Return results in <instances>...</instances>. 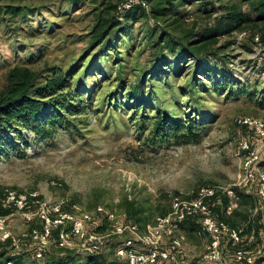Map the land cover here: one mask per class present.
Wrapping results in <instances>:
<instances>
[{
  "label": "rangeland",
  "instance_id": "rangeland-1",
  "mask_svg": "<svg viewBox=\"0 0 264 264\" xmlns=\"http://www.w3.org/2000/svg\"><path fill=\"white\" fill-rule=\"evenodd\" d=\"M120 1L0 0V91L12 68L28 65L42 78L70 73L72 92L37 131L22 130L12 136L14 147L0 146V191L36 194L53 220L60 213H91L97 229L106 223L95 212L99 206L127 215L131 202L141 212L127 216L143 227L165 215L175 197L193 198L203 185L237 184L251 151L257 150L264 170V136L239 122L264 123L261 24L217 38L196 58L182 57L178 44L185 35L196 39L230 6L255 17L252 0L175 2L162 17L150 12L149 3V11L117 19L112 7ZM112 18L121 23L116 34L94 42ZM163 121H175L181 131L169 132ZM236 194L232 214L219 215L245 225L246 248L260 263L264 203L253 187ZM56 207L59 213L52 211ZM9 212L5 225L16 244L0 240L7 264L87 263L84 252L60 244L69 224L52 226L45 237L39 205ZM183 230L189 257L197 262L208 236L196 223ZM113 244L101 255L105 264L121 263Z\"/></svg>",
  "mask_w": 264,
  "mask_h": 264
},
{
  "label": "built area",
  "instance_id": "built-area-1",
  "mask_svg": "<svg viewBox=\"0 0 264 264\" xmlns=\"http://www.w3.org/2000/svg\"><path fill=\"white\" fill-rule=\"evenodd\" d=\"M135 5L149 11L147 0H122L117 5L118 15H124ZM239 122L254 127L264 136V123L261 120L244 118ZM240 147L249 149V144L241 141ZM260 162L257 150L251 151L244 165V175L237 184L203 185L193 198L175 197L165 215L143 227L126 214L107 211L102 206L97 207L95 212L104 214L106 218V223L101 225L103 229L90 225L93 217L88 212L80 216L60 213V217L53 220L48 215V204L36 194L17 193L7 188L0 191V206L4 209L23 210L29 203L39 205L42 213L40 216L45 220V237L49 236L52 226L69 224L68 231L62 229L60 232L62 246L76 248L88 256H98L114 243L115 255L121 258L120 264H264V261L258 263L255 254L246 248L248 233L245 225H232L219 215V210L232 214L235 200L238 199L237 188L253 187L264 203V170L260 168ZM224 199H228L225 205ZM59 209L52 208V211L59 213ZM6 219L0 215V240H12L16 244L6 229ZM189 223L198 224L200 230L208 236L204 254L197 262L190 259L187 251L188 238L183 225ZM260 224L264 233V217Z\"/></svg>",
  "mask_w": 264,
  "mask_h": 264
},
{
  "label": "trees",
  "instance_id": "trees-1",
  "mask_svg": "<svg viewBox=\"0 0 264 264\" xmlns=\"http://www.w3.org/2000/svg\"><path fill=\"white\" fill-rule=\"evenodd\" d=\"M76 2L78 0H72ZM122 1V0H121ZM151 4L150 12L158 17L165 16L171 10L175 2L178 5H185L191 0H147ZM250 7L255 13V17L245 15L242 9L237 5L228 7L225 12L215 17L214 25L206 27L195 33L196 39H191L187 35L181 38L179 54L182 57L196 58L201 54L209 52V45L215 42L217 38L234 33L248 23L259 25L262 33L261 38L264 41V0L250 1ZM119 3V2H118ZM112 7L117 19L120 17L127 18L136 16L138 12L146 10L139 5H135L132 9L126 11L124 15H118L117 5ZM21 10V9H20ZM19 10V11H20ZM136 10L138 12H136ZM135 18V17H133ZM176 19L174 23H177ZM105 28L99 31L94 42H106L116 32H113L115 27L121 24L112 18L105 21ZM112 38V37H111ZM189 38V39H188ZM70 73L53 72V74L42 78L39 70L34 67L24 65L12 68L7 75V82L4 88L0 91V146L14 147L16 144L13 141L14 135H20L22 130L37 131L38 127L44 120L45 115H50L56 108H64L62 100H65L67 95L71 94V82L69 80ZM43 81H40L42 80ZM135 95L138 93L134 89ZM139 99V95L137 96ZM163 126L169 127L171 133H179L181 130L171 121H163ZM225 201V200H224ZM126 213L130 217H134L141 210H133L132 203L126 201ZM9 209L0 207V215L7 216ZM126 215V216H127ZM128 217V216H127ZM129 218V217H128ZM140 222V219H135ZM134 221V222H135ZM135 222V223H136ZM138 224V223H137ZM192 225V224H191ZM188 225V226H191ZM3 245L9 244L12 246V241L7 240L1 242ZM3 247V246H2ZM5 247V246H4ZM7 251L0 252V264H7L10 257H7ZM9 259V260H8ZM16 259H14L15 261ZM105 264L101 255L89 256L87 263ZM16 264H21L16 260Z\"/></svg>",
  "mask_w": 264,
  "mask_h": 264
}]
</instances>
